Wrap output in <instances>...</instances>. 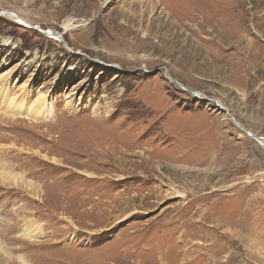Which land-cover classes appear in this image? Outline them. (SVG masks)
Listing matches in <instances>:
<instances>
[{"label": "rangeland", "instance_id": "1", "mask_svg": "<svg viewBox=\"0 0 264 264\" xmlns=\"http://www.w3.org/2000/svg\"><path fill=\"white\" fill-rule=\"evenodd\" d=\"M0 10V264H264V0Z\"/></svg>", "mask_w": 264, "mask_h": 264}, {"label": "bare ground", "instance_id": "2", "mask_svg": "<svg viewBox=\"0 0 264 264\" xmlns=\"http://www.w3.org/2000/svg\"><path fill=\"white\" fill-rule=\"evenodd\" d=\"M15 14H17V13H15ZM17 16L19 17H17V19H14L13 17H11V18H13L14 19V21H16V22H18V23H20V24H24V25H26V26H29V27H31V25L30 24H32L31 23V21L29 20V19H27V18H25V17H23V16H20V15H18L17 14ZM65 28L66 29H72L73 27H72V24H71V22H67L66 24H65ZM47 35H49L52 39H55V40H57V41H61L62 42V40H61V37H57V35H55L54 34V32L53 31H50V32H45ZM50 34H52V35H50ZM64 35V34H63ZM168 79L169 80H174L172 77H170V76H168ZM175 81H176V79H175ZM179 84H182V83H179ZM180 87H182L183 89H189L188 87H186L184 84L183 85H181ZM197 92V91H196ZM196 92H195V94H194V96H196L197 97V95H201L199 92H197L198 94H196ZM4 94V93H3ZM211 100H214L215 102H216V104H217V101L216 100H218V99H211ZM39 101V100H38ZM220 101V100H219ZM9 102V101H8ZM39 102H41V103H43L44 105L42 106L43 107V110L42 109H38L37 107H34L33 108V111H34V114L35 115H33L32 113H31V115H33L34 117H37L38 115L40 116V117H42V116H44L45 115V113H46V111L48 110V104L47 103H44L45 102V99L44 98H41L40 99V101ZM38 102V103H39ZM221 102V101H220ZM32 105V104H31ZM217 106H219V108H221V110H223L224 112H226V109L224 108V104L223 103H218L217 104ZM6 107V106H5ZM4 107V108H5ZM7 107L8 108H12V107H14V108H16V109H19V110H23V111H25V112H23V113H25V114H27V112H28V109L30 110L31 108L30 107H32V106H29V104H26V105H23V104H18L17 105V103L16 104H14V103H7ZM27 108V109H26ZM1 110H4V109H1ZM6 111V110H5ZM11 111V110H10ZM14 112V111H13ZM227 113V112H226ZM16 114V113H15ZM30 114V113H29ZM229 116H230V114L229 113H227ZM23 115V114H22ZM28 115V114H27ZM13 116H14V113H13ZM19 116V115H18ZM24 117V116H23ZM28 117H29V115H28ZM32 118V117H31ZM230 118H231V120L233 121V123H235V125L237 126V127H239L240 129H242V128H244L243 126H242V124L240 123V122H238L237 120L236 121H234L233 119H232V117L230 116ZM250 132V131H249ZM248 134V136H249V133H247ZM253 134V136L255 135V137H254V139L260 144V145H262V146H264V136H258V135H256L255 133H252ZM251 137V136H250ZM96 153V152H95ZM108 157V156H107ZM101 158V157H100ZM150 164V163H149ZM19 176V175H18ZM0 182H2V183H4V184H11V185H13V184H16V185H18V186H20V187H23V188H26V189H31V188H33V187H36V185L35 184H33V182H28L26 179H24L23 177H17V176H8V175H0ZM180 195H184V193H181ZM133 215V214H132ZM26 235H28V236H30V237H32V238H38L39 237V235L38 234H35V233H33V231H34V229H29L28 227H24L23 228V230H22ZM37 233V232H36ZM23 262L24 263H26L24 260H23ZM27 264V263H26Z\"/></svg>", "mask_w": 264, "mask_h": 264}, {"label": "water", "instance_id": "3", "mask_svg": "<svg viewBox=\"0 0 264 264\" xmlns=\"http://www.w3.org/2000/svg\"><path fill=\"white\" fill-rule=\"evenodd\" d=\"M0 15H8L10 17H13L14 19H17V17H18L17 14L12 13V12H9V11H4V10H0ZM30 25L33 26L32 24H30ZM50 35H52V34H50ZM55 35H57V37H61V40L64 42V44L67 46V48L70 49L68 47V43L66 42L65 37H64V35L62 33H60V32L57 31ZM177 83L179 84V82H177ZM181 85H183V84H179V86H181ZM216 101H217V104L218 103H221L219 100H216ZM224 108L226 109V112L230 114V116L232 117V119L234 121H236L235 116L233 115V113L231 112V110L227 106H224ZM241 130L244 131L245 133H249V131L246 130L245 128H242Z\"/></svg>", "mask_w": 264, "mask_h": 264}, {"label": "crops", "instance_id": "4", "mask_svg": "<svg viewBox=\"0 0 264 264\" xmlns=\"http://www.w3.org/2000/svg\"><path fill=\"white\" fill-rule=\"evenodd\" d=\"M251 133H254V132H252V131H250Z\"/></svg>", "mask_w": 264, "mask_h": 264}]
</instances>
